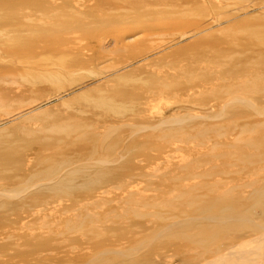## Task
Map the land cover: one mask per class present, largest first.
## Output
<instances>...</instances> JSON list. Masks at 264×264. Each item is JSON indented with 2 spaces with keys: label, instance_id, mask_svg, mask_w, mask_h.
<instances>
[{
  "label": "bare ground",
  "instance_id": "6f19581e",
  "mask_svg": "<svg viewBox=\"0 0 264 264\" xmlns=\"http://www.w3.org/2000/svg\"><path fill=\"white\" fill-rule=\"evenodd\" d=\"M255 1L256 12L264 10V0ZM76 2L0 0V81L15 86L4 92L19 96L45 94L39 101L26 105L24 110L4 112V107L0 106V111L7 116L0 120V128L7 123L27 119L36 112L55 120L52 127L44 126V121H47L44 119L35 127H15L12 124L8 138L0 136V168L8 167L14 161L20 168L12 177L0 178L6 182L0 186V264H264V151L259 150L258 144L259 128L264 124L250 126L238 123L249 116L262 115L263 109L257 104L264 102V41L257 51L250 50L249 56L227 52L230 61L225 71L220 69L218 60L207 63L203 69L198 68L207 56V47L217 42V38L211 39L213 41L206 47L196 43L199 46L196 56L185 65L176 64L178 66L172 65L169 69L187 76L195 74L192 80L168 83L162 76V79L155 77L144 83L135 80L152 92L129 96L124 85L121 89L103 90L110 80L125 82L124 77L118 74L121 69L94 76L87 83L74 77L75 69L95 65L103 47L97 48L98 55L88 57L81 46H74L76 41H71L65 30L54 36L40 31V26L47 28L56 22L62 21L67 25L68 17L74 19L70 16ZM238 16L226 17L227 20L219 21L218 26L237 20ZM71 22L74 23L73 20ZM213 22L183 32L170 43L174 46L212 31L215 28ZM94 36L86 40L91 43L96 39ZM248 37L244 39L246 45L252 42ZM111 41L119 44L122 38ZM169 48L167 44L155 49L151 55H159ZM146 58L136 63L144 62ZM253 58L257 63L251 62ZM43 59H49V64H42ZM247 69L246 75L235 77L234 73ZM65 80L69 82L65 83ZM44 85L48 90L39 88ZM91 85L99 89L98 94L101 93L97 98L92 97V90H86ZM197 90L200 97L205 98L204 107H212L221 101L220 110L211 117L228 119L227 124H195L197 130L192 134L187 121L198 117L171 115L161 118L156 125L145 127L152 131L145 139L179 142L183 148L177 147L176 151L187 150L188 144L197 142L195 148L214 152L207 155L205 169H200L189 159L181 157L177 163H172L168 156L162 158L151 154L153 150L148 148L124 147L122 139H112L118 128L124 126L133 128L135 135L140 133L137 132L141 130L140 126L125 122L117 125L128 119L127 112L130 116L141 113L142 104H137L136 99L146 101L151 95L170 91L195 94ZM248 90L259 94L256 98L240 95ZM120 100H129L130 104L122 106L117 103ZM53 103H61L62 107L87 104L101 112L92 113L97 120L96 126L56 127L61 114L58 106L47 107ZM53 109H57L55 114ZM84 109L78 108L77 111L85 113ZM107 123H110L105 128L107 130L99 133L100 126ZM236 128L240 131L236 142L229 143L226 138L224 150L218 149L220 142L211 143L213 137L215 140L222 135L225 138ZM4 129L7 130L3 128L0 131ZM37 131L52 132L61 139L47 137L34 140L27 151L15 145V134L27 136ZM67 141L70 144L63 150L60 144L65 142L67 145ZM237 143L247 151L235 158L231 151L237 148ZM54 148L63 154L46 152ZM159 158L163 162H156L161 160ZM133 159L142 165L134 163ZM162 163L169 171H146ZM126 165H130V169L133 167L135 173L121 183L123 176L131 172L125 173ZM245 172H249V176L244 177ZM21 174L23 177H18ZM250 174L256 177L251 178ZM232 176L238 177L232 179ZM139 177L149 182L147 188L136 186L140 183L135 181ZM16 179L20 181L16 187H6ZM197 180L200 183L194 182ZM160 181L173 184L175 188L158 191L152 187ZM146 191H151V194H145ZM109 195L112 198L108 200ZM103 202L117 208L99 212L96 206ZM17 212L15 218L9 217ZM109 218L116 219L111 226L106 224ZM59 222L68 223L64 232L55 234L50 231L46 235L40 232ZM9 245L11 248H7ZM18 247L22 251L16 250Z\"/></svg>",
  "mask_w": 264,
  "mask_h": 264
},
{
  "label": "rangeland",
  "instance_id": "374dc122",
  "mask_svg": "<svg viewBox=\"0 0 264 264\" xmlns=\"http://www.w3.org/2000/svg\"><path fill=\"white\" fill-rule=\"evenodd\" d=\"M76 1L74 0V2H76L73 3L72 6V10H74V12H72V15L70 16L74 19H70L68 17L66 23L70 26L65 25V23L61 21V23L56 22L51 27L47 28L45 25V27L40 26V31H45L48 33L49 36H54L61 34L65 30V32L69 33V38L71 39V41H76L74 46H81V50L83 52L86 51L85 54L88 57L98 55L96 53L97 48L103 47L100 58L95 60V65L85 66L81 69H75V71H73L74 77H79L78 80L87 83L94 79V76L100 75L102 73L109 74L110 72L121 69L118 74L124 77L125 82H114L110 80L107 84H105V86H103V90L109 91L112 88H123L121 85H124L125 91L129 94V96L132 94H137L141 92L145 93L147 91H150L149 88L138 82H148L155 77L159 79L161 78L160 76H162V78H164L163 80L168 83L178 81L186 83L187 81L192 80L194 77L193 75L195 74H193L192 76H187L182 75V73L176 71L172 72L169 69L172 65H185V63L190 60V58L196 56L199 50V46H197L196 43H198V45H204L203 47H206L209 42L213 41L211 39L217 38V42L215 41L211 46L207 47V56L202 59V63L198 64V68L203 69L207 66V63H211V61L218 60L217 64L219 65L220 69L225 71L226 69H228L230 61L226 55L227 52H241L242 56H249L251 51H257L258 49H260L261 46L259 45L261 44V42L264 41V10H258V12H256L257 7H255L254 9L256 3V1L254 2V0H191V2L190 0H188L185 3H183L184 0H142L143 3H141V0ZM251 4L253 5V7ZM74 5L76 6L74 7ZM235 14H239L237 20L232 19L227 23L218 26L219 21H226L228 17H233ZM71 20H73V22L76 20L77 22L75 21L74 23H72ZM211 20L214 21L212 24L215 27L212 31L201 34L199 36L194 37L193 39H190L174 46L172 45L173 43H170V41H172L173 39H177L183 32L196 28L199 25L210 23L212 22ZM71 24H76L77 26ZM180 24H182L183 26L178 27ZM72 33L75 36H71L70 34ZM92 35H95L94 37H96V39L90 43L86 40V38ZM248 35H251V37H248ZM247 37L250 38L252 41L248 43V45H246V42L244 43V39H247ZM110 38L111 40L115 38H122V41L119 44H114L113 41L110 40ZM82 40L84 42L87 41L88 43H84ZM77 41H79L80 43ZM177 41L178 40H176V42ZM167 44L170 45L169 49L159 55H151L156 52L155 49L160 48L162 46H166ZM145 57L147 58L144 60V62L136 63L137 61H140ZM256 60V58H253L251 62L257 63ZM42 64H49V59H43ZM126 65L130 66L124 68L126 67ZM246 71H249V69L234 73L236 75L235 77L239 78L240 76L242 77L246 75ZM234 74L231 75L234 76ZM135 80H137L138 82H135ZM67 82L69 81L65 80V83ZM13 87L15 86L0 81V106L4 107V112H10L13 110L17 111L19 109L24 110L27 108L26 105H28L29 103H33L34 101H39L45 95L25 94L24 96L22 95V97L18 94H7L4 92L8 89H13ZM39 88L43 90H48L47 85H44ZM96 88L97 87L95 85H91L86 90H92V97L97 98L101 93L98 94L97 91L99 89L97 90ZM252 90L245 91L240 95H244L250 98H256L259 93L258 91L253 92ZM153 92L156 91L154 90ZM199 92L200 91L197 90L195 94H193L191 92L177 93L176 91H170L163 93L162 95L156 96H152L148 93L149 96L151 95V97H149L146 101L136 99L137 104H142L140 106V108L142 109L141 113H133L130 116L129 112H127L126 114L128 115V119L123 120L121 123L119 122L117 125H121L125 122V124H134L140 126L141 130L137 131L140 133L135 135L133 128H131L130 126H124L118 128V130L112 135V139H122L124 147L128 145L130 147L137 146L141 149L148 148L149 150H153L152 152L150 151L151 154H157V156L159 155V157L162 158H166L168 156L169 158H171L170 161L172 163H177L179 160H181V157L182 159H189L194 162L193 164L199 166L200 169H205V159L208 158L207 155H210L214 152L207 148H195L197 142L188 144L189 149L187 150L176 151L175 149L177 147L183 148V145L179 142L169 143L164 141H146L145 139V136L152 132L151 130L146 129L145 127L156 125L161 118H168L171 115L181 117L186 115H192L198 117L193 121H187V124L189 125L188 130H192V134L194 133L193 130L196 129V125L224 126L225 124H227V122H229L228 119H214L211 117L214 112L220 110L222 103L219 102L221 101H219L212 107L211 105L204 107L202 104L204 103L203 101L205 100V98L200 97V95L198 94ZM105 94L109 95V93ZM189 96H191V98ZM19 103L21 105L18 106L17 104ZM117 103L124 106L129 105L130 101L120 100L117 101ZM55 106L59 107L57 108L59 109V112L61 114L60 117L59 115H56V117H59V120L56 121V127L87 124V126H96L97 120H95L96 118L92 117V113L100 114L101 112L100 110H96L92 107H89L87 104H81L79 106L76 104H72L69 107H62L61 103H53L48 105L47 107L52 108ZM257 106L260 109H263L261 116H249L248 118L239 120L238 123L241 125H243V123H248V125L250 126L254 123L264 124V102L259 101ZM82 107L85 108V113H81L82 111H77L78 108ZM4 112L0 111V120L7 118ZM56 112L57 109H53V114H55ZM199 116H204L205 118H201ZM49 117L50 116L48 115H40L38 112H36L33 113V115H31L30 117H27V119L7 123L0 128V130H3V128H7V130L4 129V131H0V136L5 137V139L8 138L9 132L11 131L10 126H12V124H14L15 127H19L21 125H29L35 127V125L39 124L40 122L43 123L44 119L47 120L46 122L44 121V126L52 127L54 126L52 122L55 120ZM109 122L111 123L110 120ZM110 123L101 125L100 129L98 130L99 133H103L104 131H106L107 129L105 128H108V125ZM87 129L90 130V128ZM259 129V150H262L261 152H263L264 125H262V127L260 126ZM239 132V129L236 128L235 130L229 131L228 136H225V138L223 137V135L220 138L218 137V140H215V137H213L211 139V143H213V141L220 142L221 144L220 146H218V149L224 150L227 146L225 145V139L227 138L229 143H234V141L236 140L235 138L238 137L237 135H239ZM15 135V145H17L20 150L25 149V151L28 150L27 148L31 146V142L34 140L47 137H55V139H61L59 135L46 131H37L36 133L27 136H22L21 134ZM63 143L60 144V147L65 150L66 146H68L70 142L67 141V145H65V142ZM236 145L237 148L235 147L234 150L231 151V154H233L232 156L235 158L247 151L244 149L243 146L239 145L238 143ZM53 151L54 154L57 153L55 148L52 151L48 150L46 152L51 153ZM62 154L63 153H57V155L59 156H61ZM162 160L163 159L158 160L156 162H163ZM132 161L134 163L142 165V163H140L138 160L135 161L133 159ZM164 164L165 163H162L159 167L156 168L153 165L152 167L146 169V171H169L167 170L168 168H166V165ZM263 165L264 163L262 164V166ZM124 167L126 170L125 173H127L129 170L131 172L130 175L123 176V178L119 181L121 183L127 181L130 178L129 176H131L132 178L135 173V171L132 170L133 167L132 169H130V165H126ZM16 169H20L19 163L17 161L12 162L8 167H1L0 178L12 177L13 174L15 175ZM173 171L174 170H171V174H174ZM248 173L249 172H245L244 177H246V175L249 176ZM250 175L251 178L256 177L253 176L254 174ZM18 177L22 178L23 175H18ZM233 177L237 178L238 176H232V179ZM241 177H243V175ZM135 181L140 182L138 184L139 186L136 185L138 188H145V186L147 188V185H149V182H147L145 179H142V177L136 178ZM19 182L16 179L14 183L6 187H16ZM194 182H196L197 184L200 183V181L198 180ZM206 182L209 181H205V183ZM165 184L161 183L160 181V183L156 182L152 187L158 189V191L161 189L170 191L175 188L173 184ZM3 185H6V182L2 179L0 180V186ZM145 194L150 195L151 191H146ZM107 197V199L109 200L110 198H112V195H109ZM96 207L99 212H108L112 209L114 210L117 208L115 207V205H108L105 202ZM18 213L19 212L9 217L13 219L15 218V216L18 215ZM115 220L116 219L109 218L106 224L111 226L115 223ZM67 227L68 223L59 222L58 224L49 227L50 229H41L40 232L46 235L50 231H54L56 234L58 231L64 232ZM7 248H11V246L9 245L7 246ZM16 250L20 252L22 251V248L18 247Z\"/></svg>",
  "mask_w": 264,
  "mask_h": 264
}]
</instances>
